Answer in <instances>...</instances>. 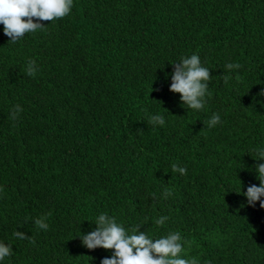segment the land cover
<instances>
[{
  "label": "trees",
  "instance_id": "16d2710c",
  "mask_svg": "<svg viewBox=\"0 0 264 264\" xmlns=\"http://www.w3.org/2000/svg\"><path fill=\"white\" fill-rule=\"evenodd\" d=\"M41 23L15 43L0 24V264H100L112 250L80 237L101 213L153 239L179 231L197 264H264V209L244 195L264 163V0H73ZM192 54L211 76L201 110L169 91Z\"/></svg>",
  "mask_w": 264,
  "mask_h": 264
},
{
  "label": "clouds",
  "instance_id": "9594fccd",
  "mask_svg": "<svg viewBox=\"0 0 264 264\" xmlns=\"http://www.w3.org/2000/svg\"><path fill=\"white\" fill-rule=\"evenodd\" d=\"M72 7L73 0H0V24L3 25L4 35L9 37V42L15 43L26 33L44 29L45 25L41 21L51 22L67 16ZM172 66L173 72L169 91L180 94L182 105H187L188 108L194 110L203 109L206 103V94H209L207 91L208 82L211 79L209 69L201 65L197 54L181 58L179 62L173 63ZM240 67L239 63L226 65V68L230 71ZM36 72L35 61L29 60L26 74L34 77ZM229 78L225 76L224 82L227 83ZM22 110L19 105L14 106L10 118L16 119ZM220 122V116L214 113L207 121V125L212 128ZM149 123L163 126L165 123L164 116H150ZM256 153L257 160H264V148L257 149ZM171 169L181 175H185L187 171L175 163L171 165ZM255 171L260 182L259 186L254 184L248 186L244 195L249 206L254 207L256 202L259 201L260 208L264 209V199H261L264 197V163L257 164ZM170 194L167 190L164 193L165 197ZM50 216L51 213H46L37 218L34 221L35 225L39 229L48 230L47 220ZM167 219L166 216H160L155 223L163 225ZM94 224V230L82 234L80 239L82 245L90 250L96 248L112 250L111 257L103 258L100 264H197L195 259L181 258L184 248L179 231L169 232L164 237L153 239L145 231L140 230V225L128 231L117 223L114 217L105 213L99 214ZM14 236L17 239H29L30 242L35 243L23 232L16 231ZM11 254L12 247L0 243V261Z\"/></svg>",
  "mask_w": 264,
  "mask_h": 264
}]
</instances>
